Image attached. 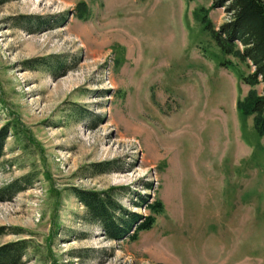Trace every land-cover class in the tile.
<instances>
[{
  "label": "rangeland",
  "instance_id": "1",
  "mask_svg": "<svg viewBox=\"0 0 264 264\" xmlns=\"http://www.w3.org/2000/svg\"><path fill=\"white\" fill-rule=\"evenodd\" d=\"M212 4L0 0V188L32 178L0 202V246L28 240L23 264H264V137L236 108L252 68L206 28L202 8L231 18ZM112 187L164 204L136 242L108 240L72 193Z\"/></svg>",
  "mask_w": 264,
  "mask_h": 264
},
{
  "label": "trees",
  "instance_id": "2",
  "mask_svg": "<svg viewBox=\"0 0 264 264\" xmlns=\"http://www.w3.org/2000/svg\"><path fill=\"white\" fill-rule=\"evenodd\" d=\"M9 0H4V2ZM194 2L197 0H187ZM225 8L231 18L217 29L209 19L210 10L202 8V21L211 30L222 52L233 56L241 63L252 68V72L242 77L243 83L250 87L248 93L238 98L236 108L246 119L252 118L255 131L264 137V0H213L211 9ZM79 16L84 19L88 13L85 3L78 4ZM30 20L38 28L57 26L60 20L44 17H22ZM226 66L227 64L223 63ZM229 65H232L229 62ZM64 65L59 62L57 69ZM262 85V92L258 87ZM12 124L0 129V167L5 157ZM96 173L105 174L118 170L110 162L94 164ZM32 183L31 176H25L0 188V202L13 200L19 193L25 191ZM146 190H154L153 184H146ZM73 196L84 207V218L90 223L98 224L105 237L110 241L136 242L143 232L153 229L157 217L164 213L165 207L161 200L150 195L129 192L125 187H112L106 190H89L74 188ZM135 195L133 206L144 208L148 214L132 211L124 206L120 198L124 195ZM5 229L0 227V236ZM29 249L28 240H20L0 246V264H23L22 259Z\"/></svg>",
  "mask_w": 264,
  "mask_h": 264
}]
</instances>
